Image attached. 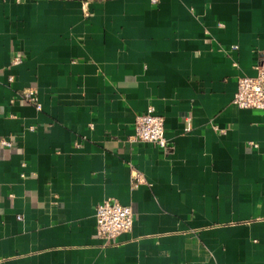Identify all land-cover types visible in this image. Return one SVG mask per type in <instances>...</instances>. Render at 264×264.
Returning <instances> with one entry per match:
<instances>
[{"label":"crops","instance_id":"1","mask_svg":"<svg viewBox=\"0 0 264 264\" xmlns=\"http://www.w3.org/2000/svg\"><path fill=\"white\" fill-rule=\"evenodd\" d=\"M262 53L264 0H0V264H264V112L233 104Z\"/></svg>","mask_w":264,"mask_h":264},{"label":"built area","instance_id":"2","mask_svg":"<svg viewBox=\"0 0 264 264\" xmlns=\"http://www.w3.org/2000/svg\"><path fill=\"white\" fill-rule=\"evenodd\" d=\"M157 3L158 0H152ZM23 56L13 59L12 65H20ZM257 72L255 77H241L237 82V91L233 104L242 110H257L264 112V53L255 66ZM13 78H9L12 82ZM21 98L27 103L41 110V105L34 90H27ZM134 141L154 144L161 150H167L168 143L165 137V121L156 114L155 108L149 106L147 111L137 116L134 128ZM2 147H12L10 141L1 140ZM79 146V143H76ZM134 187L144 183L140 174L134 173ZM21 219V217L19 218ZM134 213L131 207L123 206L116 201H104L96 210L97 236L106 245L112 244L124 233L132 231L134 226Z\"/></svg>","mask_w":264,"mask_h":264}]
</instances>
